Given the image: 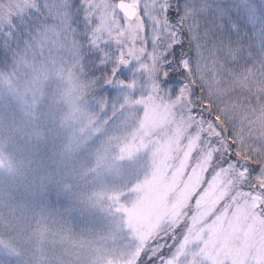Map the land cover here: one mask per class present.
Listing matches in <instances>:
<instances>
[{"label": "rangeland", "instance_id": "1", "mask_svg": "<svg viewBox=\"0 0 264 264\" xmlns=\"http://www.w3.org/2000/svg\"><path fill=\"white\" fill-rule=\"evenodd\" d=\"M44 3L0 0V264H134L155 241L173 264H264V198L221 168L225 150L247 167L250 152L264 158V104L236 105L233 149L188 91L173 97L154 74L144 85L93 75L56 21H36ZM207 39L191 47L189 76L230 123L221 72L236 47Z\"/></svg>", "mask_w": 264, "mask_h": 264}, {"label": "snow or ice", "instance_id": "2", "mask_svg": "<svg viewBox=\"0 0 264 264\" xmlns=\"http://www.w3.org/2000/svg\"><path fill=\"white\" fill-rule=\"evenodd\" d=\"M40 10L46 15L42 17L37 11L36 21H56L63 49L69 55L82 56L93 75L114 77L113 85L120 80L144 85L148 82L146 76L154 74L159 87L171 96L188 91L189 104L197 93L180 79L190 75L195 53L188 50L189 46L199 50L201 41L207 44L210 34L216 38L214 44L224 37L239 39L244 29L249 47L259 42L264 49V0H104L99 4L93 0H45ZM20 27L35 24L22 20ZM125 34L127 40L123 38ZM225 154L229 158L222 161L221 168L229 165L237 170L249 187L256 185L264 198V158L248 168L227 150ZM212 159L220 157L214 152ZM254 177H260L258 183ZM171 255V250L155 255L150 251L142 254L139 264H144L145 259L147 264H157L158 260L160 264H173Z\"/></svg>", "mask_w": 264, "mask_h": 264}, {"label": "trees", "instance_id": "3", "mask_svg": "<svg viewBox=\"0 0 264 264\" xmlns=\"http://www.w3.org/2000/svg\"><path fill=\"white\" fill-rule=\"evenodd\" d=\"M244 31V29H241L239 39H235L234 36H232L231 38L226 37V41L227 43H229L228 45H234L236 47V49L230 48L234 51V54L230 53V55L237 56V61L231 64L227 68V71L221 72L226 74V81L228 80V82H226L224 92L226 91V104L230 106L228 107L231 114L229 118L231 119L230 123L227 122L224 118L225 112L228 113L227 110H222L220 107V103L214 97L209 98L207 96L206 88H204V86L200 84L197 75L194 74L195 78L193 77V75L180 77L183 82L190 84L197 93L196 97L194 98V106L198 111L202 110L205 115L211 118V120L216 124H218V122L220 123L233 149H236L238 145V143H236V140H234L235 138H233V128L236 126L235 120L233 118V113L235 112L236 105L243 108H252L254 107L253 105H256L257 101H260L261 104H264V49H261L259 47V42H254L252 46L249 47L250 41L248 37L244 35ZM188 50L191 51V46H189ZM219 50L222 53L224 51V48H220ZM241 73H245L244 77H247L248 81L247 85L244 88H239V86L236 84L235 86L233 85L234 74L236 75ZM255 107L258 108L259 104L257 103ZM202 111H200V113ZM217 116L219 117V120L216 119ZM231 126H233V128ZM249 158L246 159L248 162V167L251 168L257 166L258 159H260L261 157L259 154L250 152ZM254 161L257 162L253 163ZM255 178L257 179V177H254V179ZM155 243L156 241L153 243L149 242L147 246L142 250V254L149 253L151 251V254L155 255ZM140 258L134 264H139Z\"/></svg>", "mask_w": 264, "mask_h": 264}]
</instances>
